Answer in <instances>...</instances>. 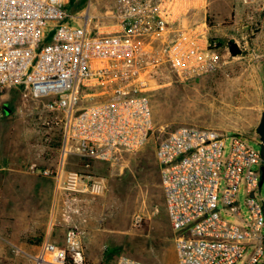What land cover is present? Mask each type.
Returning <instances> with one entry per match:
<instances>
[{"label":"built area","instance_id":"2783aa9c","mask_svg":"<svg viewBox=\"0 0 264 264\" xmlns=\"http://www.w3.org/2000/svg\"><path fill=\"white\" fill-rule=\"evenodd\" d=\"M190 1L210 0H113L105 16L91 15L88 2L78 14L82 27L73 29L62 22L76 18L66 13L64 0H0V92L19 87L30 101H41L44 110L60 116V165L74 155L87 170L91 162H110L123 152L137 151L152 130L149 102L141 93L145 83L139 57L151 54L159 41L162 63L180 80L217 68L211 53L217 41L207 39L204 27L181 20ZM241 2L264 7V0ZM105 19L113 31H100L109 26ZM48 22H53V33L42 44ZM83 89L89 90L88 95L109 97L77 108ZM223 144L224 137L214 130L182 126L156 145L176 264H234L248 251L245 264H264V200L259 204L255 199L264 184L262 179L258 185L264 160L260 151L234 134L224 164ZM60 172L45 169L42 174L57 179ZM242 178L249 216L237 226L219 217L217 192L223 180L222 204L240 218L236 194ZM90 179L67 172L63 190L73 197L102 190L99 182ZM11 250L33 264H89L75 225L66 229L62 246L45 240L33 256L13 246ZM114 264L149 263L119 256Z\"/></svg>","mask_w":264,"mask_h":264},{"label":"rangeland","instance_id":"374dc122","mask_svg":"<svg viewBox=\"0 0 264 264\" xmlns=\"http://www.w3.org/2000/svg\"><path fill=\"white\" fill-rule=\"evenodd\" d=\"M217 1L223 10L217 16L207 5L206 27L201 26L207 30V39L218 43L211 51L217 65L213 73L180 80L162 63L159 41L151 54L139 57L137 64L144 68L141 77L145 83L141 93L147 97L152 120L146 143L137 151L121 153L114 161L91 162L87 170L78 157L67 156L72 170L89 175L90 181L102 185L99 192L77 193L72 200L77 227L82 231V249L86 251L84 245L89 246L96 264H114L119 256L149 264H176L173 233L165 213L155 159L156 145L169 133L189 126L222 134L221 160L224 164L234 134L241 136L249 147L260 149L255 128L264 112V9L246 6L241 0ZM88 2L91 15H109L113 7V0H64L66 13L76 18H65L62 22L73 29L81 28L83 20L78 14ZM198 4L203 5V2L195 1V5ZM202 16L189 12L187 25L197 26ZM107 22L109 19H105L109 26L100 31L114 30L110 28L112 23ZM52 24L48 22L45 27L42 44L50 41ZM96 31L97 27L92 29ZM230 41L239 46V55L233 57L228 53ZM88 91H81L77 108L103 102L109 97L108 94L88 95ZM40 103L30 101L19 87L0 92V144L18 152L26 149L38 152L45 145L48 149L46 163L54 173L58 161L53 153L50 157L48 151L60 149L61 132L57 122L60 116L44 110ZM223 190L221 180L217 192L219 217L227 223L243 226L242 222L248 221L249 216L244 178L236 194L240 218L229 213L222 204ZM255 199L259 204L260 199L264 200V184L259 195L256 192ZM249 254L250 251L246 252L234 264H245Z\"/></svg>","mask_w":264,"mask_h":264},{"label":"crops","instance_id":"0c3cea01","mask_svg":"<svg viewBox=\"0 0 264 264\" xmlns=\"http://www.w3.org/2000/svg\"><path fill=\"white\" fill-rule=\"evenodd\" d=\"M194 4L190 1L187 10L199 17L203 15L198 22L199 27L205 25L207 5L208 10L217 16L223 10L217 0L204 2L198 7ZM212 5L215 8L211 9ZM253 7L264 9L261 3ZM186 15L181 17L183 23H187ZM110 28L114 29L113 26ZM46 148L43 145L38 152L33 149L18 152L0 144V264H33L30 258L13 254L12 246L33 256L45 240L62 246L66 229L72 225L77 226V213L72 205L74 197L72 193L64 191L62 186L65 178L63 173L65 175L74 171L72 164L66 158L60 165V149H49L50 157L53 153V158L58 161L55 171L61 172L57 179L43 175V170H50L46 163ZM84 246L86 261L96 264L88 250L89 246Z\"/></svg>","mask_w":264,"mask_h":264},{"label":"water","instance_id":"95a60500","mask_svg":"<svg viewBox=\"0 0 264 264\" xmlns=\"http://www.w3.org/2000/svg\"><path fill=\"white\" fill-rule=\"evenodd\" d=\"M228 53L233 57L241 53V50L237 45V43L232 41L228 43ZM255 133L258 135V140L260 142L259 151H260L261 159L264 160V112H261L259 122L255 128ZM262 179H264V166H261V177L258 184L259 186L262 183Z\"/></svg>","mask_w":264,"mask_h":264}]
</instances>
